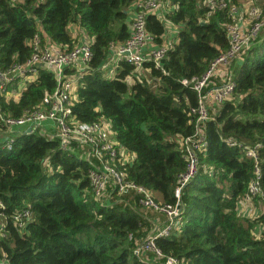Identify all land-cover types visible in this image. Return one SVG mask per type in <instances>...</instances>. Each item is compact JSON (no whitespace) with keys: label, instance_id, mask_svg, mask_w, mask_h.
<instances>
[{"label":"trees","instance_id":"16d2710c","mask_svg":"<svg viewBox=\"0 0 264 264\" xmlns=\"http://www.w3.org/2000/svg\"><path fill=\"white\" fill-rule=\"evenodd\" d=\"M133 1L0 0V67L29 56L26 40L37 23L52 40L69 46L76 43L69 25L79 23L93 38L92 56L77 74L73 113L82 121L110 122L133 156L120 166L127 177L149 188L157 201L173 202L177 174L186 165L178 138L194 132L188 109L197 103L196 91L180 79L201 74L228 45L227 17L222 10L206 16L199 0H164L171 4L164 18L179 30L162 68L146 60L147 77L120 59L109 73L103 66L109 44L128 37ZM260 4L264 12V0ZM146 24L160 44L165 21L148 14ZM234 78L232 97L205 122L207 144L198 152V171L180 195L181 225L155 237L162 251L182 264H264V213L238 212L253 175L243 146L261 144L264 190V29L234 66ZM54 87L52 72L41 68L17 100L0 96V109L20 116L41 105L43 93ZM11 143L0 142V221H5L0 264H145L133 248L152 220L138 209V194L112 191L106 203L98 202L89 184V161L75 149H61L42 128L15 132ZM25 209L29 214L15 220Z\"/></svg>","mask_w":264,"mask_h":264},{"label":"built area","instance_id":"2783aa9c","mask_svg":"<svg viewBox=\"0 0 264 264\" xmlns=\"http://www.w3.org/2000/svg\"><path fill=\"white\" fill-rule=\"evenodd\" d=\"M257 0H250L247 9H242L234 0H205V3L225 12L227 21L224 28L228 45L209 61L205 70L199 75L184 76L180 79L183 85H188L196 91L197 103L189 107L193 115L195 130L193 133L178 138L179 147L183 150L185 169L177 174L174 187L173 202L157 201L152 191L127 177L121 164L130 161V154L114 136L110 122L106 120L82 121L72 111L77 100V74L87 66L92 56V36L69 46L52 40L37 23V31L26 43L30 47L29 56L23 61L12 62L8 67H0V96L12 98V94L20 95L26 85L37 77L41 68L52 72L55 87L43 93L42 104L28 110L20 116H14L0 109V125L6 128L2 137L3 145L11 146L13 129L21 128L31 131L39 129L44 119L51 124L43 131L46 136L57 138L59 147L63 150H77L79 156L90 163L88 178L94 198L100 203H106L105 198L125 192L138 194V203L142 208H150L164 216L161 226L152 224L145 236L135 240L134 253L145 264H182L179 258L165 254L155 241L158 235H168L174 228L181 225V200L183 186L193 178L199 168L198 152L205 148L207 138L205 133L206 120L213 118V113L220 105L232 97L235 90L234 66L239 63L252 43L264 29V12ZM161 0H134L129 9V35L121 42L109 44V55L104 67L110 73L113 64L125 59L135 65L136 69L145 67L143 63L151 60L156 67L162 68L160 61L166 51L177 39L167 38L160 44L153 43L152 33L148 30L146 17L155 14L164 18ZM173 7V5H172ZM178 28V27H176ZM167 29V28H166ZM148 69V68H147ZM78 72V73H77ZM13 99V98H12ZM15 100V99H13ZM234 145L235 139L226 138ZM260 143L243 146L244 155L253 161V175L247 184L239 206L258 198L264 206V190L261 184ZM111 185V189H108ZM0 200V206H3ZM264 213V212H263ZM27 209L18 211L14 219L28 215ZM159 220L157 217L155 218ZM161 221V220H160ZM158 222V221H156ZM264 228V224L262 225ZM5 221H0V236L4 234Z\"/></svg>","mask_w":264,"mask_h":264},{"label":"crops","instance_id":"0c3cea01","mask_svg":"<svg viewBox=\"0 0 264 264\" xmlns=\"http://www.w3.org/2000/svg\"><path fill=\"white\" fill-rule=\"evenodd\" d=\"M168 23V25L166 26V30L165 32L163 33L164 34V39L167 38H175L177 39V36L175 37V29L176 25L174 24H171L169 21L168 22H165V24ZM70 27V31H71V35L72 37L74 38V42H81L85 39H87L89 37V34H87L84 29L82 28V26L79 24V23H71L69 25ZM179 28V27H178ZM19 97V95H16V94H12V98L17 100ZM51 124V121L49 119H44L42 122H41V126L40 128H42L43 131L45 132H48V130H46L45 128L46 127H49ZM0 126H3V125H0ZM15 132H18L21 130V128H17V129H13ZM6 130H2L0 128V142H2V137L3 135L5 134ZM256 199H254L252 202H247V203H243L242 205H240L238 207V212L242 215H245V216H249V217H254L252 216L251 214L253 213L254 215H259L261 214L262 212H264V206L263 204H261L262 206V209L260 207H257V206H253V203L255 202ZM151 220H152V224H157L158 226H161L163 221H160V220H157L155 219L154 217H151ZM158 221V222H156ZM158 264H162L161 262H157Z\"/></svg>","mask_w":264,"mask_h":264},{"label":"rangeland","instance_id":"374dc122","mask_svg":"<svg viewBox=\"0 0 264 264\" xmlns=\"http://www.w3.org/2000/svg\"><path fill=\"white\" fill-rule=\"evenodd\" d=\"M162 1V4L163 5V10L165 12L166 9L169 8V6H171V4H165L164 0H161ZM262 0H257L256 3H259L261 2ZM199 2L205 4L206 6V16H210L211 14H214L218 11L217 8H215L214 6H210L208 4L205 3V0H199ZM234 2L236 4H238L242 9L246 10L247 9V6L248 4L250 3V0H234ZM169 10V9H168ZM172 24V23H171ZM166 26L168 25V23L165 24ZM178 30L179 28H176L175 29V37L178 35ZM153 43H156L155 41H153ZM139 72L145 76L148 77V74H147V68L146 67H140L139 68ZM255 202L253 203V206H257V207H260L262 209V206H261V201L258 199V198H255ZM138 209L143 211V213L147 216V217H157L159 220L163 221L164 220V216H162L160 213L150 209V208H146L144 207V209H142L141 206H138ZM263 213V212H262ZM261 213V214H262ZM252 216H258V215H254L253 213L251 214ZM260 215V214H259Z\"/></svg>","mask_w":264,"mask_h":264},{"label":"water","instance_id":"95a60500","mask_svg":"<svg viewBox=\"0 0 264 264\" xmlns=\"http://www.w3.org/2000/svg\"><path fill=\"white\" fill-rule=\"evenodd\" d=\"M30 128H28L27 130H29Z\"/></svg>","mask_w":264,"mask_h":264}]
</instances>
